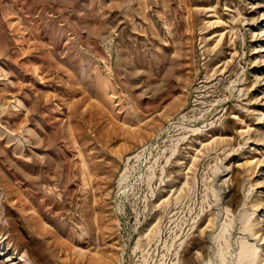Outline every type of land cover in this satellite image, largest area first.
Masks as SVG:
<instances>
[{
  "label": "rangeland",
  "instance_id": "obj_1",
  "mask_svg": "<svg viewBox=\"0 0 264 264\" xmlns=\"http://www.w3.org/2000/svg\"><path fill=\"white\" fill-rule=\"evenodd\" d=\"M0 264H264V0H0Z\"/></svg>",
  "mask_w": 264,
  "mask_h": 264
}]
</instances>
